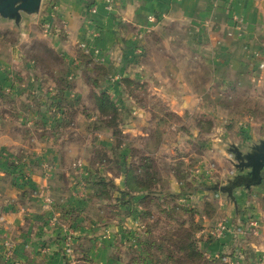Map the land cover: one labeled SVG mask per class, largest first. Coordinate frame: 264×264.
<instances>
[{
	"label": "rangeland",
	"instance_id": "374dc122",
	"mask_svg": "<svg viewBox=\"0 0 264 264\" xmlns=\"http://www.w3.org/2000/svg\"><path fill=\"white\" fill-rule=\"evenodd\" d=\"M214 16L192 31L180 23L165 22L158 30L147 27L134 67L144 72L117 80L125 90L122 95L106 90L112 78L96 55L88 62L82 58L87 52H81L79 63H72L36 34L21 44L24 60L12 71L27 73L24 82L44 93L32 95L48 102L49 115L43 118L46 124L19 121L17 116L26 117L29 111L20 103L23 96L16 97L8 129H17L21 137V125H29L25 140L33 145L28 137L38 140L43 130H53L65 149L64 167L79 168V188L91 184V258L84 256L86 262L237 264L235 255H213L203 246L220 242L237 227L240 213L232 226L227 205L235 202L232 184L248 172L238 167V158L264 142V68L259 66L264 58L253 52L223 56L224 47L213 40L218 30ZM9 36L20 44L21 32L10 31ZM67 86L71 92L62 99L66 110L57 111L56 97ZM104 100L114 107L103 106ZM71 144L87 166L71 156ZM119 191L130 195L123 197ZM45 202L50 209L52 200L47 197ZM62 211L78 215L72 209ZM246 216L241 226L258 232L259 223ZM69 238L65 243L73 258ZM6 243L3 255L10 262L15 248L9 242V252ZM103 247H109L106 254L99 250Z\"/></svg>",
	"mask_w": 264,
	"mask_h": 264
},
{
	"label": "crops",
	"instance_id": "0c3cea01",
	"mask_svg": "<svg viewBox=\"0 0 264 264\" xmlns=\"http://www.w3.org/2000/svg\"><path fill=\"white\" fill-rule=\"evenodd\" d=\"M112 1L109 10L105 0H43L40 12L22 14L19 24L0 18V264H91L84 260V256L91 258V184H87L86 189L79 188V168L74 169L73 165L64 167L65 149L53 130H43L42 138L38 140L28 137L33 145L25 140L29 125H21L23 130L20 129L19 133L24 134L21 137L17 129L13 132L8 129L16 111L12 102L20 96H23L20 103L29 112L26 117L23 114L17 116L19 121L33 125L41 120L46 124L44 119L49 115L48 102L35 100L32 95L34 92L44 93L35 85L27 84V73L20 76L12 71L15 63L21 64L24 60L21 44L33 40L32 36L36 34L38 40L45 41L49 48L72 63H79L78 54L81 52H87V57L96 55V59L110 71L109 78L112 79L105 84L106 90L119 95L125 90L117 80L141 76L144 72L134 67L141 59V47L146 42L148 28L158 30L165 22L180 23L192 31L213 14L218 29L213 40L224 47L223 56L253 52V55L264 58V0ZM95 5L97 12L92 13ZM149 16L156 17L155 24L148 22ZM10 31L21 32L20 44L10 40ZM219 39L225 41L220 43ZM259 61L260 68H264V62ZM33 107L34 112L30 111ZM70 146L71 156L79 157L87 166L80 157V150L72 144ZM14 163H19L18 168ZM262 177V184L258 186L236 189L235 202L227 205L232 213V221H229L232 226L240 213L236 229L220 242L204 245V251L213 255L233 254L237 264H264V171ZM67 183H70L68 188ZM47 197L53 203L50 209L46 208ZM65 209H72L78 215H62ZM246 214L252 215V219L259 223L258 232H246L241 226ZM69 236L75 252L72 262L65 254V242ZM4 242L13 243L15 248L10 262L3 255ZM110 243L106 242L107 245ZM99 250L106 254L109 247ZM79 256L83 260H78ZM100 264L112 263L105 260Z\"/></svg>",
	"mask_w": 264,
	"mask_h": 264
},
{
	"label": "water",
	"instance_id": "95a60500",
	"mask_svg": "<svg viewBox=\"0 0 264 264\" xmlns=\"http://www.w3.org/2000/svg\"><path fill=\"white\" fill-rule=\"evenodd\" d=\"M43 0H0V18L19 24L22 14L34 15L41 10ZM242 163L238 166L248 170L245 175L238 177L230 191L237 188L251 189L262 184L264 171V142L255 147L253 152L238 158Z\"/></svg>",
	"mask_w": 264,
	"mask_h": 264
},
{
	"label": "trees",
	"instance_id": "16d2710c",
	"mask_svg": "<svg viewBox=\"0 0 264 264\" xmlns=\"http://www.w3.org/2000/svg\"><path fill=\"white\" fill-rule=\"evenodd\" d=\"M82 56V55H81ZM82 58L85 60H88V62L89 61H91V59L89 58V57H87V56H82ZM69 92H71V89H70V86H67V88L66 89H63V91H60L59 90V92H58V98L56 97V99H58L57 100V106H56V110L57 111H63V110H66V109H64L63 107H64V103L62 102V99L63 98H65V96H66V94L67 93H69ZM102 97H105V95H103ZM61 102L63 103V104H61ZM106 104L108 105V107H110V108H112V107H114V105H113V103L111 102V101H107V100H104L103 102H102V105L103 106H106ZM103 106H101V109L102 110H105L104 109V107ZM109 108V109H110ZM63 112H65V111H63ZM14 162H17L16 160H14ZM17 165H19V163H14V167L15 168H18L17 167ZM144 190V189H143ZM119 194H121L123 197L125 196H129L130 195V193L128 192V191H119ZM131 203V202H130Z\"/></svg>",
	"mask_w": 264,
	"mask_h": 264
},
{
	"label": "built area",
	"instance_id": "2783aa9c",
	"mask_svg": "<svg viewBox=\"0 0 264 264\" xmlns=\"http://www.w3.org/2000/svg\"><path fill=\"white\" fill-rule=\"evenodd\" d=\"M106 2H107V4H108V9L109 10H111L112 9V5H113V1L112 0H105ZM91 12L92 13H96L97 12V5H95L94 7H92V9H91ZM156 17L155 16H149L148 17V22L150 23V24H155L156 23ZM225 40H223V39H219V42L221 43V42H224ZM6 245V247L8 248V250H9V252H13V250H12V248H11V245L9 244V242L8 243H6L5 244ZM66 247L67 248H65L66 250H65V254L67 255V256H70L71 254H72V250H71V246H70V244L68 243L67 245H66ZM70 258V257H69ZM70 260H71V262L73 261V258H70Z\"/></svg>",
	"mask_w": 264,
	"mask_h": 264
}]
</instances>
